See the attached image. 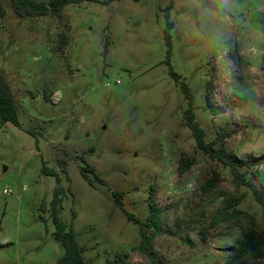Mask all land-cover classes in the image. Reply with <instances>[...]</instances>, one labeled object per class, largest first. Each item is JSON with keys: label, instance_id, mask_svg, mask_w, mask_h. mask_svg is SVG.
Segmentation results:
<instances>
[{"label": "rangeland", "instance_id": "rangeland-1", "mask_svg": "<svg viewBox=\"0 0 264 264\" xmlns=\"http://www.w3.org/2000/svg\"><path fill=\"white\" fill-rule=\"evenodd\" d=\"M62 32L68 41L60 49ZM236 45L241 66L229 56ZM263 55L264 0L84 1L66 5L63 21L21 17L0 0V71L20 118L0 124V264H58L65 251L51 215L58 177L60 217L86 264H106L118 252H128V264H154L134 249L140 227L128 217H147L151 186L164 210L153 242L159 264H224L250 223L264 226L262 208L197 147L183 84L207 141L230 132L229 154L262 155ZM182 156L195 158L184 174ZM87 165L104 181L86 176ZM215 170L221 180L203 191ZM258 170L264 174V164ZM243 192L241 215L213 224L225 201ZM247 264H264V255Z\"/></svg>", "mask_w": 264, "mask_h": 264}, {"label": "trees", "instance_id": "trees-1", "mask_svg": "<svg viewBox=\"0 0 264 264\" xmlns=\"http://www.w3.org/2000/svg\"><path fill=\"white\" fill-rule=\"evenodd\" d=\"M14 11L21 17L27 16H45L48 14L55 15L60 21L64 18V8L68 4H80L84 1L108 3L112 0H10ZM172 7V3L169 6ZM169 16V13H168ZM173 22L168 19L166 39L171 51L172 35L170 30L173 27ZM68 41L66 32L60 34L59 48H63ZM229 56L237 65L243 64V57L239 52L238 45L234 50L229 51ZM264 58V55H263ZM264 70V64H263ZM174 78L179 81L178 76L171 70ZM212 82L208 83L207 100L208 105L213 113L216 112V107L212 103V94L210 88ZM185 94L190 100V107L185 113L187 126L191 129L196 140L197 147L204 153L208 154L213 159L221 162L225 167L230 169L233 181L237 186H245L253 193L256 202L262 208V216L264 219V174L258 170V167L264 164V154L254 156L248 159H241L236 155L229 154L224 146L226 137L231 135L230 132H219L213 141L206 140V130L196 119L194 112V97L191 89L187 84H183ZM12 122L20 125L18 107L14 97L10 81L0 71V124ZM220 143L219 146L217 144ZM195 163V158L191 156H182L179 159V173L184 174ZM49 174H54L55 171L44 168ZM84 173L88 176V172H93L96 179L104 181L96 172V168L91 165L85 166ZM92 180V179H91ZM221 180V173L214 171L202 186V190L207 192L216 187ZM63 186L61 179L57 178V185L54 191L52 200V219L56 225L55 238L64 246V254L58 259V264H86L83 259V249L79 245L73 229L67 230V225L61 220V194ZM120 197L123 192L113 191ZM247 192L240 195L232 196L225 201L224 207L221 208L213 218V224L226 222L232 218L241 215L242 210L239 205L246 197ZM150 205L149 213L145 219H141L134 214H129L130 220L139 224L140 227V243L134 247L144 255L148 256L154 264H159L156 252L153 247V242L156 236L163 232V208L155 201V189L150 188ZM119 200V199H118ZM229 258L224 264H247L250 259L259 258L264 255V226L258 228L255 222L250 223L245 229L242 239L235 245L229 248ZM128 252H118L114 257H108L106 264H128Z\"/></svg>", "mask_w": 264, "mask_h": 264}]
</instances>
